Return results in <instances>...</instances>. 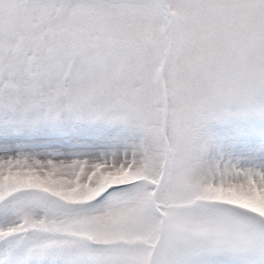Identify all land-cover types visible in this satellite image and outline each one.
Here are the masks:
<instances>
[{"label": "snow or ice", "instance_id": "1", "mask_svg": "<svg viewBox=\"0 0 264 264\" xmlns=\"http://www.w3.org/2000/svg\"><path fill=\"white\" fill-rule=\"evenodd\" d=\"M0 264H264V0H0Z\"/></svg>", "mask_w": 264, "mask_h": 264}, {"label": "rangeland", "instance_id": "2", "mask_svg": "<svg viewBox=\"0 0 264 264\" xmlns=\"http://www.w3.org/2000/svg\"><path fill=\"white\" fill-rule=\"evenodd\" d=\"M112 139L111 134L97 136L94 130L88 129L86 126H80L74 135L52 133L47 129L38 134L22 138L10 139L0 135V148L8 145H23L26 150L40 153L43 156L56 154L83 158L94 152L109 149ZM34 264H50V262L35 261Z\"/></svg>", "mask_w": 264, "mask_h": 264}]
</instances>
